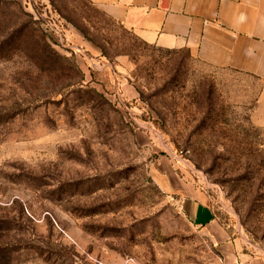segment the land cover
Segmentation results:
<instances>
[{"label": "rangeland", "instance_id": "rangeland-1", "mask_svg": "<svg viewBox=\"0 0 264 264\" xmlns=\"http://www.w3.org/2000/svg\"><path fill=\"white\" fill-rule=\"evenodd\" d=\"M251 79L141 41L88 0H0V264H218L154 181L168 158L264 254Z\"/></svg>", "mask_w": 264, "mask_h": 264}, {"label": "crops", "instance_id": "crops-1", "mask_svg": "<svg viewBox=\"0 0 264 264\" xmlns=\"http://www.w3.org/2000/svg\"><path fill=\"white\" fill-rule=\"evenodd\" d=\"M144 43L186 49L220 72L244 75L255 88L250 119L264 128V0H88ZM154 181L179 196L181 215L218 253V264H264L219 224L206 194L168 158L157 161Z\"/></svg>", "mask_w": 264, "mask_h": 264}]
</instances>
